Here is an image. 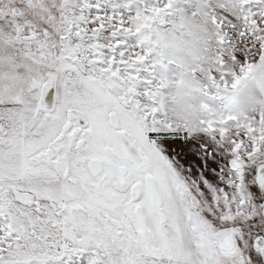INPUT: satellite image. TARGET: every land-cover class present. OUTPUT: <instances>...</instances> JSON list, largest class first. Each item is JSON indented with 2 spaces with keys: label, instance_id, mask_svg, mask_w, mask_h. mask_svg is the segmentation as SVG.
<instances>
[{
  "label": "snow or ice",
  "instance_id": "6c2138e0",
  "mask_svg": "<svg viewBox=\"0 0 264 264\" xmlns=\"http://www.w3.org/2000/svg\"><path fill=\"white\" fill-rule=\"evenodd\" d=\"M0 264H264V0H0Z\"/></svg>",
  "mask_w": 264,
  "mask_h": 264
}]
</instances>
